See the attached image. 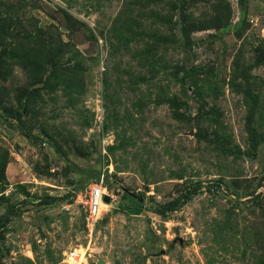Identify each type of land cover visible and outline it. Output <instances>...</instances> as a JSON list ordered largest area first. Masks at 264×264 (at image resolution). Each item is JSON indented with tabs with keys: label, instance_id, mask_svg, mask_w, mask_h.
<instances>
[{
	"label": "rangeland",
	"instance_id": "rangeland-1",
	"mask_svg": "<svg viewBox=\"0 0 264 264\" xmlns=\"http://www.w3.org/2000/svg\"><path fill=\"white\" fill-rule=\"evenodd\" d=\"M74 249L264 264V0H0V264Z\"/></svg>",
	"mask_w": 264,
	"mask_h": 264
},
{
	"label": "built area",
	"instance_id": "built-area-1",
	"mask_svg": "<svg viewBox=\"0 0 264 264\" xmlns=\"http://www.w3.org/2000/svg\"><path fill=\"white\" fill-rule=\"evenodd\" d=\"M74 202L82 211L84 217V228L87 233H91L96 224L101 218V213L104 206H107L103 196L109 197V202L113 198L112 192L104 184L103 178L90 182L78 191L72 192ZM82 257L79 250L68 251L65 255V262L67 264H77Z\"/></svg>",
	"mask_w": 264,
	"mask_h": 264
},
{
	"label": "water",
	"instance_id": "water-1",
	"mask_svg": "<svg viewBox=\"0 0 264 264\" xmlns=\"http://www.w3.org/2000/svg\"><path fill=\"white\" fill-rule=\"evenodd\" d=\"M103 200L106 202H109V197L108 196H103ZM96 264H105V262L101 259L97 260Z\"/></svg>",
	"mask_w": 264,
	"mask_h": 264
},
{
	"label": "trees",
	"instance_id": "trees-1",
	"mask_svg": "<svg viewBox=\"0 0 264 264\" xmlns=\"http://www.w3.org/2000/svg\"><path fill=\"white\" fill-rule=\"evenodd\" d=\"M240 4H241V7H242V6H243L242 2H241ZM241 10H242V12H244V8H243V7L241 8ZM124 193L127 195L126 192H124ZM130 195H131V194H130ZM131 196H134V195H131ZM136 199H137V197H136ZM157 211H159L160 214L163 213V210H161L160 208L157 209ZM137 213H138V212H137Z\"/></svg>",
	"mask_w": 264,
	"mask_h": 264
},
{
	"label": "bare ground",
	"instance_id": "bare-ground-1",
	"mask_svg": "<svg viewBox=\"0 0 264 264\" xmlns=\"http://www.w3.org/2000/svg\"><path fill=\"white\" fill-rule=\"evenodd\" d=\"M81 259V258H80Z\"/></svg>",
	"mask_w": 264,
	"mask_h": 264
}]
</instances>
